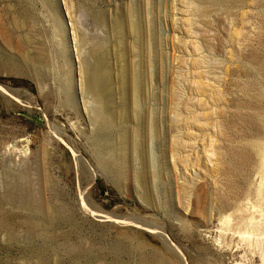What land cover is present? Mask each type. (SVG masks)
<instances>
[{"label":"rangeland","instance_id":"rangeland-1","mask_svg":"<svg viewBox=\"0 0 264 264\" xmlns=\"http://www.w3.org/2000/svg\"><path fill=\"white\" fill-rule=\"evenodd\" d=\"M0 264H264V0H0Z\"/></svg>","mask_w":264,"mask_h":264}]
</instances>
